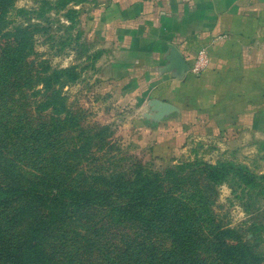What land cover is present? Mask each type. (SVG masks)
Returning <instances> with one entry per match:
<instances>
[{
    "label": "trees",
    "instance_id": "obj_1",
    "mask_svg": "<svg viewBox=\"0 0 264 264\" xmlns=\"http://www.w3.org/2000/svg\"><path fill=\"white\" fill-rule=\"evenodd\" d=\"M12 8L14 0H0V264H72L94 250L105 254L102 264H256L253 245L224 237L233 228L209 234L202 207L177 188L184 178L176 167L155 172L134 157L98 156L114 147L105 140L108 126L70 130L63 89L80 79L79 68L31 57L36 36L49 28L25 9L17 10L21 21L9 22ZM232 167L207 163L205 178L220 185ZM239 174L258 185L254 175ZM55 233L72 234L77 250L61 252Z\"/></svg>",
    "mask_w": 264,
    "mask_h": 264
},
{
    "label": "rangeland",
    "instance_id": "obj_2",
    "mask_svg": "<svg viewBox=\"0 0 264 264\" xmlns=\"http://www.w3.org/2000/svg\"><path fill=\"white\" fill-rule=\"evenodd\" d=\"M60 1L14 0L8 20L21 21L17 10H28L27 18L49 28L47 35L36 36V52L31 57L46 58L55 67L78 66L80 79L63 89L70 130L73 124L86 129L108 126L105 140L114 147L96 151L98 156L134 157L144 168L155 172L176 167L184 178L177 188L190 204L202 207L200 214L209 234L214 236L217 227L233 228L236 232L224 237L241 238L253 245L254 253L259 256L256 264H264V121L262 126H250V120L223 117L225 112L218 108L224 104L213 107L212 94L201 93L207 84L201 72L207 65L194 72L193 61L192 73L176 81L177 86L172 85L176 89H170L169 93L161 92L165 84L152 91L140 82L135 92L124 94L122 90L133 91L132 85L121 86L123 79L112 77L109 56L103 54L102 40L94 35L96 0H65L64 5ZM211 83L209 80L210 87ZM159 96L177 105L180 111L155 122L144 114L150 111L149 101ZM233 114L240 116L239 111ZM61 137L63 134L52 140L54 151L60 149ZM207 163L233 166L229 179L213 185L205 178ZM239 172L254 175L258 185L247 186ZM55 236L56 233L51 242H57L61 252L73 254L77 250L69 239L73 238L72 234L69 238ZM79 247V253H84ZM94 251L93 257L84 255V262L73 255L72 264H102L105 254ZM209 253L205 249L199 252L202 258Z\"/></svg>",
    "mask_w": 264,
    "mask_h": 264
},
{
    "label": "crops",
    "instance_id": "obj_3",
    "mask_svg": "<svg viewBox=\"0 0 264 264\" xmlns=\"http://www.w3.org/2000/svg\"><path fill=\"white\" fill-rule=\"evenodd\" d=\"M96 4L94 35L109 56L112 77L123 79L121 86L132 85L133 91L122 90L124 94L135 92L140 82L152 91L165 84L161 92L169 93L176 81L192 73V61L205 49L208 63L201 75L207 84L201 93L212 94L213 107L224 104L218 109L227 120L239 117L250 120V126H262L264 0H96ZM172 46L188 63L183 73L171 67ZM237 111L240 116H234Z\"/></svg>",
    "mask_w": 264,
    "mask_h": 264
},
{
    "label": "water",
    "instance_id": "obj_4",
    "mask_svg": "<svg viewBox=\"0 0 264 264\" xmlns=\"http://www.w3.org/2000/svg\"><path fill=\"white\" fill-rule=\"evenodd\" d=\"M171 49V67L176 69L179 73L188 70V63L181 52L175 46H172ZM148 104L150 106V111L145 113L144 116L155 122H160L172 113L180 111V108L174 103L159 98H152Z\"/></svg>",
    "mask_w": 264,
    "mask_h": 264
},
{
    "label": "built area",
    "instance_id": "obj_5",
    "mask_svg": "<svg viewBox=\"0 0 264 264\" xmlns=\"http://www.w3.org/2000/svg\"><path fill=\"white\" fill-rule=\"evenodd\" d=\"M208 63V54L202 49L196 56L193 63L194 72L202 70Z\"/></svg>",
    "mask_w": 264,
    "mask_h": 264
}]
</instances>
